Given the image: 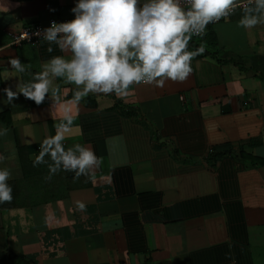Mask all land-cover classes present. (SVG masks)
Instances as JSON below:
<instances>
[{"label":"crops","instance_id":"crops-1","mask_svg":"<svg viewBox=\"0 0 264 264\" xmlns=\"http://www.w3.org/2000/svg\"><path fill=\"white\" fill-rule=\"evenodd\" d=\"M76 2L0 0V129L9 130L0 167L12 172L13 197L0 203V254L31 264H264V25L239 27L237 9L192 37L189 50L205 51L182 83L77 104L75 85L57 78L54 101L18 94L8 103L4 88L16 91L62 54L45 40L11 46L10 35L72 20ZM11 58L30 69L17 73ZM65 110L75 117L65 146L84 144L102 164L76 180L63 170L46 180L48 166L33 161ZM193 117L197 127L167 124Z\"/></svg>","mask_w":264,"mask_h":264},{"label":"clouds","instance_id":"clouds-1","mask_svg":"<svg viewBox=\"0 0 264 264\" xmlns=\"http://www.w3.org/2000/svg\"><path fill=\"white\" fill-rule=\"evenodd\" d=\"M237 9L241 10L239 27L264 25V0H77L71 9L74 18L51 22L41 37L49 52L56 45L62 54L51 56L31 80H19L16 91L4 88L7 102L18 94L37 105L46 96L54 101L59 92L57 78L75 85L77 104L89 94L124 98L141 84L163 88L168 81L182 83L193 71V59L205 51L203 44L189 50L192 37H202L210 23L230 17ZM9 62L17 73L31 67L18 58ZM74 119L65 110L55 124V134L40 143L33 166H48L46 180L61 170L73 172L76 180L93 174L102 164V158L84 144L65 146ZM8 131L0 129V136ZM6 159L0 152V164ZM11 178L10 168L0 167V203L13 198ZM78 207L84 209L85 205L80 202Z\"/></svg>","mask_w":264,"mask_h":264},{"label":"built area","instance_id":"built-area-1","mask_svg":"<svg viewBox=\"0 0 264 264\" xmlns=\"http://www.w3.org/2000/svg\"><path fill=\"white\" fill-rule=\"evenodd\" d=\"M182 2H183V0H182ZM224 19H226V18H224ZM224 19H221L220 21H222ZM53 21L57 22L54 18H50V19H48V21L44 25L33 24L30 26H26V27L21 28L18 32L10 35V40H9L8 44L11 46H18L20 44H34L39 40H43L41 38L42 34H43V30L45 28L49 27L51 25V22H53ZM65 21H68V20H63L60 22H65ZM60 22H57V23H60ZM216 23H218V22L210 23L209 25H213ZM38 33H39V35H38ZM193 37H196V36H193Z\"/></svg>","mask_w":264,"mask_h":264},{"label":"trees","instance_id":"trees-1","mask_svg":"<svg viewBox=\"0 0 264 264\" xmlns=\"http://www.w3.org/2000/svg\"><path fill=\"white\" fill-rule=\"evenodd\" d=\"M208 26H210V25H208ZM176 120L177 119H171V118L168 119L167 124H169L170 130L182 129L183 127H187V126H191V125H195V127H197V125H196L197 122H196L195 117H193V123H189L188 125H185V126H184V124L178 123V121H176ZM216 158H217V154L210 152V151L207 152L206 162L209 163V165L212 166L213 163H215ZM0 264H31V263L23 257L2 252L0 254Z\"/></svg>","mask_w":264,"mask_h":264}]
</instances>
